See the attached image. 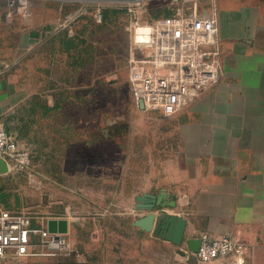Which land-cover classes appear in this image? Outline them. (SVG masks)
<instances>
[{"label":"crops","instance_id":"1","mask_svg":"<svg viewBox=\"0 0 264 264\" xmlns=\"http://www.w3.org/2000/svg\"><path fill=\"white\" fill-rule=\"evenodd\" d=\"M18 1L0 0V127L30 152L32 164L0 176L5 208L29 212V193L39 190L36 215L64 217L75 238L77 231L87 238L76 239L69 264H200L189 242L205 234L233 237L246 248L243 264H264V0H199L198 15L219 24L218 81L174 116L141 118L144 110L129 102L126 123L109 122L102 112L116 104L93 96L116 92L125 78L131 92L128 69L119 70L112 56L114 70L97 76L100 62L94 65L91 45L77 36L87 31L76 27L87 14H76L97 1L21 0L25 9ZM147 3L159 13L154 21L192 11L182 0ZM97 7L109 13L105 24L117 11ZM124 10L128 31L139 11ZM131 45L119 51L122 61ZM146 194L177 198L176 207L157 212L187 220L183 245L135 225L148 214L137 210Z\"/></svg>","mask_w":264,"mask_h":264},{"label":"built area","instance_id":"2","mask_svg":"<svg viewBox=\"0 0 264 264\" xmlns=\"http://www.w3.org/2000/svg\"><path fill=\"white\" fill-rule=\"evenodd\" d=\"M147 0L126 2L130 15L146 5ZM199 0H182L190 6L186 14L180 9L173 17L159 19L149 27L148 40L142 44L132 41L128 56L129 80L137 107L143 103L146 111H159L174 116L197 101L219 78L223 66L217 47L219 24L215 17L198 15ZM24 9L27 4L18 1ZM88 9L76 14L86 13ZM96 18L102 21L101 8ZM139 28L134 23L132 29ZM0 159L9 171L27 172L32 164L28 150L19 148L18 142L0 127ZM65 219L59 216H39L25 210L11 211L0 204V260L29 259L34 257H71L75 253L71 232L51 233L50 220ZM38 221V226H33ZM198 252L191 255L200 264H210L219 259L233 258V264H243L246 248L231 236L201 237Z\"/></svg>","mask_w":264,"mask_h":264},{"label":"rangeland","instance_id":"3","mask_svg":"<svg viewBox=\"0 0 264 264\" xmlns=\"http://www.w3.org/2000/svg\"><path fill=\"white\" fill-rule=\"evenodd\" d=\"M97 2H93L95 4H92V7H88L87 11L85 14L86 15V21L77 24V30H79L80 32L83 31V28H86V33L85 34H77V36L79 37L80 41H86L88 42L87 44L91 45V50H92V54H94L95 59L93 60L94 65L96 66L95 62H97V60H99L98 62H100L99 65H101V67L97 70H94L97 73V76L99 77H104L102 74L104 73V71L106 73H111V71L114 70L115 66H114V61L111 59L112 56L117 57V59H119L120 61H118L119 63V70H126L128 69V57L127 60L125 59L126 56V51L125 54L124 52H122L123 54V61L121 58L118 57V55H121V50H128V47H130V43H132V39L131 36L133 35V31L134 29H129L128 31L125 28H129L126 25L129 23V16L127 15V12L124 10L125 8V4L123 0H120L118 2V4H115L113 6V4L110 3H106L105 0H99L101 1V3L96 0ZM111 1V0H108ZM134 0H126V2H131ZM136 1V0H135ZM151 0H147V2H150ZM101 4L102 6L108 7H113L116 8L117 11L114 13L115 15L113 16V18L111 19V21L108 24L104 23V19H103V14H102V21L98 22L97 18H96V13H97V9L99 7H97V5ZM149 6V3H147V6L143 7L141 6L140 9L136 10L139 11L138 15H137V23H138V27H150L151 25H153V23L155 22L153 20V18H158L155 17L159 15V13L155 12V14L153 15L152 13V9H148L147 7ZM101 10H103V8H101ZM85 17V16H84ZM152 18V19H151ZM160 19V18H159ZM120 38L121 41L118 39ZM120 48V49H118ZM120 51V53H119ZM100 58V59H99ZM93 71V74L95 73ZM113 73V72H112ZM119 74V73H118ZM125 73L121 72L120 73V78H122L124 75H122ZM102 75V76H101ZM97 77V78H99ZM105 78V77H104ZM116 78V76L114 77ZM118 78V79H120ZM127 80V78H125ZM110 80V79H109ZM125 80V85L122 84V82L117 81L116 83L118 86V90L116 92L114 91H100V93L95 94L93 96V99H95L97 102L101 101L102 103L105 101L107 104L112 105L116 104L117 107H108L106 110H104V112L102 113H107V118L109 119V122L111 119L117 118L118 122H128V119L130 117V113H129V108H127L126 106L129 104V102H131L130 104H132V106H134V108L136 109L137 105L134 101L133 95H132V91L130 92V86L129 83ZM123 85V86H121ZM121 86V90L119 89ZM125 86V87H124ZM123 87H124V91H126V95H129L128 98L124 97V91H123ZM123 91V93H122ZM123 103V107H121V104ZM152 112L155 111H139V116L141 118H148L152 115ZM161 114V113H160ZM162 115V114H161ZM120 120V121H119ZM147 126H145L143 129H141V133L142 134H146L147 133ZM143 139H140L139 141V145L141 148V151L143 150L144 146L143 144H145V141L143 142ZM121 147H124L126 145V142H122L121 143ZM112 150L113 148L118 149L119 148L115 145L112 144ZM125 148V147H124ZM20 183H22V185H26V180H21ZM16 184V183H15ZM14 184V185H15ZM16 186V185H15ZM31 195H29L30 198V203L26 208L29 212L33 213V214H39V206L36 207V205H39V190H35L33 192L30 191ZM23 209V208H22ZM19 208H15L13 210L19 211L22 210ZM77 237L75 238L74 234L71 235L72 241L74 243V248H76V239L81 243L84 244V242H86L87 238L85 236H83L81 234V232L77 231ZM92 247V246H91ZM95 249V248H93ZM76 250V249H75ZM74 255V254H73ZM72 255V256H73ZM71 256V257H72ZM71 257H59V258H55V259H39L40 257H34V258H29V259H6V260H0V264H69L67 261L70 260Z\"/></svg>","mask_w":264,"mask_h":264},{"label":"water","instance_id":"4","mask_svg":"<svg viewBox=\"0 0 264 264\" xmlns=\"http://www.w3.org/2000/svg\"><path fill=\"white\" fill-rule=\"evenodd\" d=\"M140 108L144 110L143 103ZM8 164L0 159V176L9 173ZM172 203L165 202L164 198L154 195H143L138 198L140 203L137 210L148 212L147 216L137 220L135 225L142 231L154 233L158 237L171 242L176 246H181L185 242V235L188 222L185 218L178 215H167L163 212H157L158 209L176 207L177 198L172 197ZM48 228L51 233L67 234L69 232V221L66 219L50 220ZM189 245L194 252H198L201 241H190Z\"/></svg>","mask_w":264,"mask_h":264},{"label":"clouds","instance_id":"5","mask_svg":"<svg viewBox=\"0 0 264 264\" xmlns=\"http://www.w3.org/2000/svg\"><path fill=\"white\" fill-rule=\"evenodd\" d=\"M148 29L146 28H137L133 35L131 36V39L133 43L135 44H142L148 40L147 35Z\"/></svg>","mask_w":264,"mask_h":264},{"label":"trees","instance_id":"6","mask_svg":"<svg viewBox=\"0 0 264 264\" xmlns=\"http://www.w3.org/2000/svg\"><path fill=\"white\" fill-rule=\"evenodd\" d=\"M108 11L107 12H105V14H103V18L105 17V19H106V17L108 16ZM2 189H0V204H4V202H3V196H2Z\"/></svg>","mask_w":264,"mask_h":264},{"label":"bare ground","instance_id":"7","mask_svg":"<svg viewBox=\"0 0 264 264\" xmlns=\"http://www.w3.org/2000/svg\"><path fill=\"white\" fill-rule=\"evenodd\" d=\"M142 27V26H141ZM141 27H139V28H141ZM142 28H146V29H148L149 30V27H142Z\"/></svg>","mask_w":264,"mask_h":264}]
</instances>
